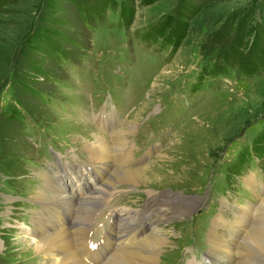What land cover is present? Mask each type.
Wrapping results in <instances>:
<instances>
[{"label": "rangeland", "instance_id": "374dc122", "mask_svg": "<svg viewBox=\"0 0 264 264\" xmlns=\"http://www.w3.org/2000/svg\"><path fill=\"white\" fill-rule=\"evenodd\" d=\"M55 1L57 8L49 7L50 0H0V264L51 263L33 252L29 244L35 236L23 233L32 229L31 223L37 225L38 217L57 220L60 200L55 195L69 211L91 205L88 196H100L101 185L95 190L89 184V195L74 190L81 176L76 164H87L91 157L79 143H95L96 133L108 140L118 170H126L116 159L119 147L130 146L131 170L151 166L146 185L113 184L117 189L98 213L116 207L122 217L133 219V212L161 193L198 199L181 220H169L173 212L163 221L149 215L148 222L154 223L147 234L167 239L162 250H155L156 264L205 259L237 264L239 255L217 248L212 234L218 232L231 247L245 234L235 221L245 213L248 221V208L264 204V184L255 188L256 197L243 181L251 178L250 185L257 187L255 174L264 183V0H192L202 9L190 20L180 14L181 0L150 5L144 0ZM256 4L258 38L249 37L252 45L245 36L243 45H235L232 16ZM166 18L177 22V29L188 23V30L176 37L160 32ZM104 115L107 121L100 126ZM138 129L148 147L156 141L145 152L152 150V159L143 163L139 157L144 153L136 146ZM119 130L126 135L117 146L114 134ZM149 131L158 137L151 138ZM50 156L53 160L45 161ZM66 163L74 166L63 178L71 188L62 194L58 185ZM110 165L102 171L103 187L113 186L107 183ZM37 192L50 198H37ZM230 193L239 203L257 206L236 215L239 209L231 200L230 207L216 210ZM204 206L205 212L191 219ZM45 208L49 213L38 215ZM222 208L221 214L234 223L211 224L215 210L219 214ZM252 260L243 264L260 262Z\"/></svg>", "mask_w": 264, "mask_h": 264}, {"label": "bare ground", "instance_id": "6f19581e", "mask_svg": "<svg viewBox=\"0 0 264 264\" xmlns=\"http://www.w3.org/2000/svg\"><path fill=\"white\" fill-rule=\"evenodd\" d=\"M125 135L126 134H124L123 131L121 130H119L114 135L118 145H120L122 142L120 137H123ZM94 137L96 138L95 143L82 139V143L79 144L81 146H84V148L89 150V152L91 153V159H92L91 166H94L95 164L98 163L99 164L98 170H102L103 168L104 170H107L108 166L111 164L107 183H109L110 185L111 184L113 185L115 183L146 185L145 182L148 178L145 173H147V171L151 169V166H146L143 167L142 169H136V170H131L129 168H127L126 170L122 169L121 171L118 170V166L114 164L115 161L114 159H112L113 158L112 151L109 146L108 140L104 136H101L100 133H96ZM122 148L124 149V147ZM122 152L124 153L125 151ZM117 157L120 167L123 168V166L127 167L132 165V162L130 164H127L126 159L124 160L122 159V161L120 160V158H122V154L120 150L118 151ZM103 163L105 164V167H102ZM103 184L101 186H104ZM106 187L108 186L105 185L104 188L106 189ZM59 189L62 194L65 193L63 188H59ZM36 194H37V198H40L42 200H46L50 198V196H47L43 192L41 194L40 192H37ZM55 196L57 199L60 200V202L62 201L61 199L62 197L58 195ZM168 200H169L167 202L168 205L174 203L173 213L170 214L171 216L169 217V220H173V219L181 220L188 215L190 210L196 207V205L194 204L198 199L195 198L187 199L184 196L181 197L180 195H176V196L173 195V197H170ZM90 204L92 205V203ZM66 205H67L66 201H63L61 204H59V207L66 208ZM248 211H250V213L252 214L251 218L248 221L246 220L247 217H249L248 213H245L246 217L242 216L240 219L235 221V223L241 224L242 233L245 232L244 237L238 238L236 242L231 243V247H230L229 244H226L228 242L226 238L224 237L222 238L219 236L218 232H214L212 234L213 240L215 241L214 244L217 246V248H223L228 252H236L239 255V260H237V264H243V260H246V258L248 259V261H251V259L255 261L259 260L260 262H258L257 264H264V204L260 209L255 210L254 208L253 209L248 208ZM90 214L93 215L94 214L93 211H90ZM78 218H81V216H78ZM144 218L145 215L141 214V220H143ZM128 219H130L131 221H135L134 216L133 219H131L130 217ZM130 224L134 225L136 223H130ZM48 226H51V228L53 229V233L35 235L37 233L28 230L24 231L23 237L29 235L35 236L34 242L29 244L32 246L33 252L37 254L43 253L44 255H52L53 261L50 264H82L80 258L78 257L77 248L79 249L86 245L88 240V237L86 236V232L82 231L78 233L76 230H73L72 228H66L60 222H57V220L48 223ZM129 230L131 232L126 233L125 239H123V237L121 236L122 237L120 238L121 244L118 246L117 251L112 256L114 257L115 261H112L113 260L112 259L109 261V264L158 263L157 259L159 258V256L157 258L158 253L155 250L156 249L162 250L163 246L167 245V239L163 235L160 236L156 233V234L142 235L141 236L142 240L141 239L137 240V238H139V236L141 235V233L137 234V230H139V227L138 226H135L133 228L130 227ZM143 231L144 229L141 232ZM38 237L39 239H37ZM131 237L135 239L134 242H129V238ZM52 248L53 249L57 248V251L55 250L56 252L53 253L54 250H52ZM217 248L215 247L213 251H217L218 250ZM56 254L63 255L62 259H56L55 256Z\"/></svg>", "mask_w": 264, "mask_h": 264}, {"label": "trees", "instance_id": "16d2710c", "mask_svg": "<svg viewBox=\"0 0 264 264\" xmlns=\"http://www.w3.org/2000/svg\"><path fill=\"white\" fill-rule=\"evenodd\" d=\"M156 1H159V0H144V3L146 5H150ZM206 1H207V3H209L213 0H206ZM263 2L264 1H262L260 6H262ZM48 5H49V7L57 8V1L50 0V3ZM257 5H259V4H256L255 7H250L247 10H240L238 12V14H235L232 16L229 28L233 29L232 32L235 31L238 34L237 35L238 38H237V41L235 42V45H238V44L243 45L244 44L243 40L253 36V34L255 35L254 37L256 39L258 38L257 33L260 30V28H259L258 22L256 20V18L258 16V13H257L258 8H256ZM201 9H202L201 6L200 7L194 6L192 0H181L179 11H180V14L182 15L183 19L186 17L188 20H190V19H193L201 11ZM262 12H263V10L260 8V13L262 14ZM128 18H129L128 20H130V21L133 20L132 16H130ZM170 20H171V18H168V19L166 18L165 23L159 28V30L161 29L160 32L170 33V36L176 37V35L178 36L177 33L180 31L181 36H183V34L185 33V30L186 31L188 30V23H186L185 25L182 24V26H184V27L181 26L179 29H177L178 23L174 22V24H172V21H170ZM173 26H175L177 30L173 31L171 29ZM240 33H241V35H240ZM178 38L180 39V35L175 40L176 41L175 48L177 46V39ZM247 43L253 45L254 41L252 42L249 38Z\"/></svg>", "mask_w": 264, "mask_h": 264}]
</instances>
